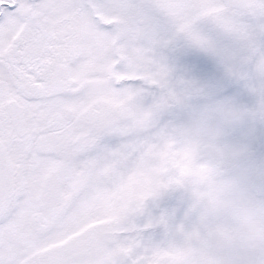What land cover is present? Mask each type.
<instances>
[{
    "label": "snow or ice",
    "instance_id": "obj_1",
    "mask_svg": "<svg viewBox=\"0 0 264 264\" xmlns=\"http://www.w3.org/2000/svg\"><path fill=\"white\" fill-rule=\"evenodd\" d=\"M181 40L256 102L193 111L206 89L163 56ZM247 119L264 123V0H0V264H264V194L225 140ZM172 190L186 219L141 227Z\"/></svg>",
    "mask_w": 264,
    "mask_h": 264
},
{
    "label": "flooded vegetation",
    "instance_id": "obj_2",
    "mask_svg": "<svg viewBox=\"0 0 264 264\" xmlns=\"http://www.w3.org/2000/svg\"><path fill=\"white\" fill-rule=\"evenodd\" d=\"M218 44L223 48L229 55L233 53V50L239 49L241 45L234 40L217 34ZM254 45L258 48L261 40L258 37L254 42ZM193 47L186 44L184 41H177L173 47L170 48V64L174 68L175 79H185L194 81L201 87H204L207 91L205 96H197L193 98L194 102L199 104H207L211 102H217L219 98L223 101H230L238 107H251L256 101L245 84L242 81L230 78L225 73L223 59L220 55L213 56V60H209L211 53L205 52L204 57L199 56L198 61L191 59L189 53L193 51ZM172 120H176L173 115V110L170 111ZM251 138V139H250ZM245 143L248 144L249 152L244 161L242 167L248 170L250 167H258V171L254 174L255 176L264 171V123L258 122L256 130L251 136L247 137ZM251 181V185L252 182ZM251 187V186H250ZM251 191L258 196L251 187ZM170 197H173V193H169ZM169 207V200L166 203L163 212H167ZM158 207H156L157 209ZM158 210V209H157ZM147 217L142 216L138 218L137 223L143 227L144 223H147ZM146 220V221H144ZM163 230L159 225H155L151 229H145V233L156 234Z\"/></svg>",
    "mask_w": 264,
    "mask_h": 264
},
{
    "label": "rangeland",
    "instance_id": "obj_3",
    "mask_svg": "<svg viewBox=\"0 0 264 264\" xmlns=\"http://www.w3.org/2000/svg\"><path fill=\"white\" fill-rule=\"evenodd\" d=\"M218 38L219 37H217V39ZM193 49L194 50L191 53H189L192 60L198 61L199 56H201L202 58L204 57L205 53L202 50L197 49V48H193ZM215 55L216 54L211 53V57L209 58V60L210 59L213 60V56H215ZM163 56L166 59V61L168 63H170V48L164 51ZM173 76L175 78V72L173 73ZM220 101H223V99L219 98L217 100V102H220ZM203 105L199 104L198 102L192 101V110L193 111L199 110ZM173 115L175 116L176 121H182V120H186L188 118L189 113L181 112L178 110H173ZM163 119L165 121L172 120V115L170 114V112L166 113L164 115ZM258 122H259L258 120L247 119V120H243L239 123L227 126L226 135H225L226 142H228V143H240V142L245 143V141L247 140V137L251 136L253 134V132L256 130ZM244 171H245L246 177H247L248 191L250 192V194L257 197L251 191L250 186H251V181L254 178V174L258 171V167L257 166L254 168L250 167L248 170L244 169ZM169 193H173L174 196L170 197ZM257 198H259V197H257ZM168 200H169V207H168L167 213L169 214L170 218L174 221H177V222L180 220H185L186 219L185 213H186L187 208H188L189 197H188V194L182 190L169 191V192L163 194L161 197H159L156 201L149 202V205L147 206L144 215H146V216H158V215H160V213L164 211L166 203L168 202ZM156 207H158L157 208L158 210L156 209ZM148 218L149 217H147V221H148ZM144 221H146V220H144ZM144 224H146V223H144ZM145 235L159 239L163 235V230L157 232L156 234L145 233Z\"/></svg>",
    "mask_w": 264,
    "mask_h": 264
},
{
    "label": "water",
    "instance_id": "obj_4",
    "mask_svg": "<svg viewBox=\"0 0 264 264\" xmlns=\"http://www.w3.org/2000/svg\"><path fill=\"white\" fill-rule=\"evenodd\" d=\"M264 172V171H262ZM262 172H259L256 176L255 179L252 182V190L258 195L261 196L264 194V182L261 181V174Z\"/></svg>",
    "mask_w": 264,
    "mask_h": 264
}]
</instances>
